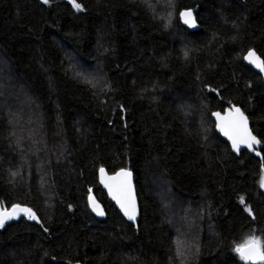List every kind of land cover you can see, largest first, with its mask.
Returning a JSON list of instances; mask_svg holds the SVG:
<instances>
[{
  "label": "trees",
  "instance_id": "trees-1",
  "mask_svg": "<svg viewBox=\"0 0 264 264\" xmlns=\"http://www.w3.org/2000/svg\"><path fill=\"white\" fill-rule=\"evenodd\" d=\"M77 2L0 0V202L37 217L0 226V264H264L235 252L264 238V147L234 154L212 119L240 106L264 144V78L245 61L249 50L264 59V0ZM197 7L192 31L179 13ZM101 167L134 172L137 227L109 200ZM161 179L204 211L187 259L151 187Z\"/></svg>",
  "mask_w": 264,
  "mask_h": 264
},
{
  "label": "snow or ice",
  "instance_id": "snow-or-ice-1",
  "mask_svg": "<svg viewBox=\"0 0 264 264\" xmlns=\"http://www.w3.org/2000/svg\"><path fill=\"white\" fill-rule=\"evenodd\" d=\"M42 2L48 4L49 0H42ZM69 3H71L75 9L82 10V4L78 3L77 0H69ZM170 15L171 13L169 16ZM179 15L185 24L192 26L195 23L193 9L186 8L180 11ZM252 56H254V53L252 50H249L248 56L245 57V59ZM256 66L264 71V61L257 63ZM205 87L208 86L205 85ZM212 91H215V89H212ZM212 115L216 117V127L223 132L224 136H226L229 141H231L233 150H239L240 146L244 145L255 151V145L261 144V140L257 139V136L253 135L252 131L249 129L248 118L240 107L233 104L224 111L223 115L221 112H213ZM256 155L260 156L261 154L257 152ZM261 168L264 169V157H262ZM99 172L101 174V183L108 189L109 194L120 206L123 214L128 217L129 220H135L137 204L136 198L133 195L131 171L122 167L109 176L106 174L105 169L101 167ZM260 187L264 188V176L260 179ZM240 200L241 203H244V197H241ZM89 203L97 215H104V212L100 209V205L96 203L91 196L89 197ZM69 207H71V205H69ZM245 211H247L249 215H252L251 208L246 207ZM21 213L27 215L29 219H37L36 214L31 208L22 207L19 204H12L10 211L0 208V226H3L5 221L11 220ZM44 231L47 232L48 229L45 228ZM235 252L239 254L240 259L243 261L264 262V238L248 235L243 242L235 246Z\"/></svg>",
  "mask_w": 264,
  "mask_h": 264
},
{
  "label": "rangeland",
  "instance_id": "rangeland-1",
  "mask_svg": "<svg viewBox=\"0 0 264 264\" xmlns=\"http://www.w3.org/2000/svg\"><path fill=\"white\" fill-rule=\"evenodd\" d=\"M149 1L152 2V0ZM154 8L157 9L156 6ZM83 68L86 67L84 66ZM34 118V116H29L28 118L29 121L32 122L31 124H33V128L30 131V136L38 137L37 130L35 129H38L39 127H37V122H35ZM16 119L14 125L16 123ZM18 119L19 120L17 122V127L15 126L17 129L15 133L21 134L24 130H26V128L24 127L26 117L24 116L23 119L19 117ZM32 130H34V134H31ZM151 187L152 190L161 197L163 205L168 211L166 213L169 214L171 221H178V229L175 231V241L178 256L180 255V257H183L185 259H187L189 256H194V253L199 251L198 242L202 240L201 237L203 236L202 234L204 233V229L206 228V225H204L205 223L202 221L201 217L204 211L200 210V208L195 207L194 203H188L182 200L180 197L175 196L172 193L170 187H168V185L162 179L151 182ZM209 227H211V225H209ZM194 229L198 232L193 233L192 231Z\"/></svg>",
  "mask_w": 264,
  "mask_h": 264
},
{
  "label": "water",
  "instance_id": "water-1",
  "mask_svg": "<svg viewBox=\"0 0 264 264\" xmlns=\"http://www.w3.org/2000/svg\"><path fill=\"white\" fill-rule=\"evenodd\" d=\"M198 10H199L198 7L195 8V9H193V18H194L195 23H194L192 26H190L189 24H185V26H186L189 30L196 31V29L198 30L199 27H200V24H199V22H198V20H197V16H196V12H197ZM252 52L254 53V56L249 57L248 59H245V61H246V63H247L249 66H251L255 71H257L258 73H260V74L263 76V78H264V71H262L260 68H258V67L256 66L257 63H260V62L264 61V59H263L258 53H256L254 50H252ZM248 53H249V52H248ZM248 53L246 54L245 57L248 56ZM253 61H255V62H253ZM238 107H240V106H238ZM228 108H229V107H228ZM228 108H226V109H228ZM240 108H241V107H240ZM226 109H225V110H226ZM225 110H224V111H225ZM241 110L244 112V110H243L242 108H241ZM224 111L217 110V111H214V112H221V114L223 115ZM244 114H245V116L248 118V126H249V129L252 131L253 135H256V134L254 133L253 129H252V124H251L250 118L248 117V115H247L245 112H244ZM212 119H214V122H215V129H216L215 132H217V133H218V134H219V135H220V136H221L226 142H228V145H230V147H231V141H229L228 138H227L226 136H224L223 132H221V131L216 127V117L212 115ZM256 136H257V135H256ZM257 139L261 140L258 136H257ZM263 147H264V144H263L262 141H261V144L255 145V151H253V150L247 148V147L244 146V145H241L239 150H233L232 147H231V150H232V152H233L234 154H236V155H239L242 151L247 150V151L250 152L251 154H253V155H255L256 157H258V156L256 155V153H257V152L260 153V151H261V149H263ZM104 169H105V168H104ZM117 171H118V170H117ZM130 171H131V170H130ZM105 172H106V174L109 175V176L113 174V173L108 172L107 169H105ZM131 173H132L131 180H132L133 195H134L135 198H136V204H137V212H136V219H135V220H129L128 217H126V216L123 214V212H122L121 209H120V206L116 203V201H115V200L112 198V196L109 194L108 189L104 186L103 183H101V179H100L101 174H100L99 171H98V175H97V176H99V181H100V183L104 186L105 193L107 194L109 200L113 203V205L116 207V209L120 212V215H122L123 218H124L129 224H132V225H134V226L137 227V226L139 225V220H140V216H141V214H140V213H141V210H140V204H139V201H138L139 199H138V192H137V187H136V182H135V174H134V172H132V171H131ZM90 196L92 197V199H93L96 203H98V204L100 205V209L104 212V215H97V213H96L95 211H93L92 207L90 206V203L88 202V203H89L90 210L92 211V213L94 214V216H95L98 220H100V221H104V220H106L107 217H108V214H107V211H106V208H105L104 204L101 203V201L96 197V195L94 194L93 191L90 192L89 197H90ZM2 206H3V205H2L1 202H0V208L5 209V208L2 207ZM7 210L10 211L11 209H7ZM24 215H25V214L21 213L19 216L15 217V218H13V219H11V220H7V221H5V223H7V222H11V221H14V220H17L18 218H20L21 216H24ZM5 223H4V224H5ZM247 262H249V263H258V262H260V261H247Z\"/></svg>",
  "mask_w": 264,
  "mask_h": 264
}]
</instances>
